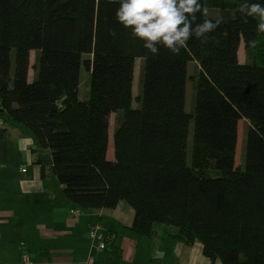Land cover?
Here are the masks:
<instances>
[{
    "label": "trees",
    "instance_id": "1",
    "mask_svg": "<svg viewBox=\"0 0 264 264\" xmlns=\"http://www.w3.org/2000/svg\"><path fill=\"white\" fill-rule=\"evenodd\" d=\"M200 2L196 23L223 18L208 42L193 37L179 54L160 47L154 56L117 22L119 0H0L2 116L32 138L36 165L44 169L42 157L50 154L78 208L114 209L124 201L135 211L132 230L140 237L173 226L176 239L201 243L212 261L264 264V34L236 11L241 0ZM252 39L260 41L255 48ZM192 60L198 70L187 112ZM82 67L90 81L84 100ZM242 119L249 123L236 166Z\"/></svg>",
    "mask_w": 264,
    "mask_h": 264
},
{
    "label": "crops",
    "instance_id": "2",
    "mask_svg": "<svg viewBox=\"0 0 264 264\" xmlns=\"http://www.w3.org/2000/svg\"><path fill=\"white\" fill-rule=\"evenodd\" d=\"M2 115L0 264H27L24 254L31 264H90V257L95 258L91 264H222L206 257L201 243L176 239V227L160 226L150 237L136 235L132 230L136 214L127 202L114 209L75 206L53 172L50 154L42 157L44 169L36 165L32 138ZM92 225L111 237L113 244L106 250L98 251V241L90 238Z\"/></svg>",
    "mask_w": 264,
    "mask_h": 264
},
{
    "label": "clouds",
    "instance_id": "3",
    "mask_svg": "<svg viewBox=\"0 0 264 264\" xmlns=\"http://www.w3.org/2000/svg\"><path fill=\"white\" fill-rule=\"evenodd\" d=\"M119 5L115 12L117 22L130 29L131 37L142 41L154 56L160 47L179 54L193 37L207 43L209 34L223 23V18L196 23L197 13H202L200 0H119ZM236 11L242 18L255 19L257 33L264 34V3L241 0ZM110 34L116 35L115 31ZM259 43L257 39L248 41L253 48Z\"/></svg>",
    "mask_w": 264,
    "mask_h": 264
},
{
    "label": "rangeland",
    "instance_id": "4",
    "mask_svg": "<svg viewBox=\"0 0 264 264\" xmlns=\"http://www.w3.org/2000/svg\"><path fill=\"white\" fill-rule=\"evenodd\" d=\"M217 11H214V14H216ZM206 14L208 15V11H206ZM14 56V55H13ZM84 58H87L85 56ZM240 60L246 61L247 55L244 49V46L242 45L240 48ZM36 61V52H32L31 55V64L33 67V64H35ZM142 65L143 61L141 59H138L136 61L135 66V75H134V96L137 97L141 92V72H142ZM198 70V64L195 60H192L189 62L188 65V82L186 86V110L187 112H190L192 110V102H193V96L194 94V75H196ZM35 72L33 69L30 72V80L33 79ZM89 72L85 70V68L82 67L81 71V84H80V98L82 100L85 99V96H89L90 91V83H89ZM86 97V98H87ZM134 105H136V102H134ZM117 121V115L113 114L110 117V145H109V151H108V157L109 160H114V144H113V134H114V128L116 126ZM248 121L245 119L240 120L238 125V145H237V152H236V166H239L243 163L244 160V154H245V134L248 127ZM193 121L190 122L189 125V141H188V153L191 155L192 150V134H193Z\"/></svg>",
    "mask_w": 264,
    "mask_h": 264
},
{
    "label": "built area",
    "instance_id": "5",
    "mask_svg": "<svg viewBox=\"0 0 264 264\" xmlns=\"http://www.w3.org/2000/svg\"><path fill=\"white\" fill-rule=\"evenodd\" d=\"M23 171L25 172V170ZM72 215L75 217H79V213L77 211H73ZM99 230H100L99 226L92 225L89 229V236L92 240L98 241V245H97L98 251H104L106 250L108 243H110L111 237H108L107 235L101 233ZM21 246L24 247V244H22ZM22 258L25 263L31 264V259L28 254H24ZM94 261L95 258L90 257L88 263L91 264Z\"/></svg>",
    "mask_w": 264,
    "mask_h": 264
},
{
    "label": "water",
    "instance_id": "6",
    "mask_svg": "<svg viewBox=\"0 0 264 264\" xmlns=\"http://www.w3.org/2000/svg\"><path fill=\"white\" fill-rule=\"evenodd\" d=\"M4 113V110L0 107V114Z\"/></svg>",
    "mask_w": 264,
    "mask_h": 264
},
{
    "label": "bare ground",
    "instance_id": "7",
    "mask_svg": "<svg viewBox=\"0 0 264 264\" xmlns=\"http://www.w3.org/2000/svg\"><path fill=\"white\" fill-rule=\"evenodd\" d=\"M133 94H134V85H133Z\"/></svg>",
    "mask_w": 264,
    "mask_h": 264
}]
</instances>
